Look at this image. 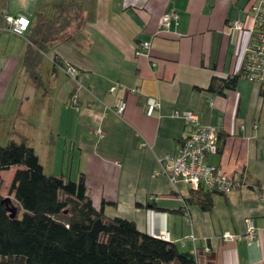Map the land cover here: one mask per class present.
Instances as JSON below:
<instances>
[{
  "label": "crops",
  "instance_id": "1",
  "mask_svg": "<svg viewBox=\"0 0 264 264\" xmlns=\"http://www.w3.org/2000/svg\"><path fill=\"white\" fill-rule=\"evenodd\" d=\"M251 1L0 0V111L40 142L46 136L45 171L74 180L84 173L94 205L112 202L107 215L146 231L147 210L156 209L171 241L198 264H264V84L241 76L225 94L208 89L214 76L238 71ZM5 10L30 18L23 36L5 29ZM171 10L178 17L160 27ZM152 98L160 105L148 115ZM120 99L126 107L117 112ZM177 111L218 127L219 150L206 160L238 178L231 192L209 193V208L188 182L161 172L192 131ZM249 219L254 240L222 239L224 230L245 234Z\"/></svg>",
  "mask_w": 264,
  "mask_h": 264
},
{
  "label": "trees",
  "instance_id": "2",
  "mask_svg": "<svg viewBox=\"0 0 264 264\" xmlns=\"http://www.w3.org/2000/svg\"><path fill=\"white\" fill-rule=\"evenodd\" d=\"M241 76H214L208 89L225 94ZM12 166L18 168L11 191L23 212L11 217L13 206L0 193V264H198L171 240L140 230L128 218L107 215L105 205L112 202L96 207L84 173L78 180L48 174L25 140L0 144V176ZM210 192L194 191L202 193L204 208L211 206Z\"/></svg>",
  "mask_w": 264,
  "mask_h": 264
},
{
  "label": "built area",
  "instance_id": "3",
  "mask_svg": "<svg viewBox=\"0 0 264 264\" xmlns=\"http://www.w3.org/2000/svg\"><path fill=\"white\" fill-rule=\"evenodd\" d=\"M250 10L253 14L252 25L248 30V41L237 72L242 73L249 80L264 83V0H252ZM4 17L5 29L11 33L23 36L30 26V18L23 13L11 14L5 10ZM177 17L173 10L165 12L159 18L160 27H168L171 20ZM233 26L236 29H243L245 23L237 20L233 22ZM141 48L149 49L150 42L143 41ZM64 70L71 77H75L77 74V69L70 63L64 66ZM74 103H77L76 99H74ZM159 105V100L150 99L147 114L153 115ZM125 107L126 102L120 99L116 110L121 112ZM176 114L179 115L180 112L177 111ZM181 114L191 125L192 131L184 138L176 151L164 156L161 172L170 175L173 180L181 179L188 182L193 190L206 188L211 191L229 193L236 189L239 185L237 176L228 177L218 167L209 164L206 160L208 155L217 153L219 150L218 127L203 124L198 115L190 111H184ZM162 215L165 216L164 213L156 209H148L146 231L158 238L171 240V233L166 224L158 223ZM257 233L254 220L249 219L245 234H235L230 230H224L222 239L225 242L251 241L257 237Z\"/></svg>",
  "mask_w": 264,
  "mask_h": 264
},
{
  "label": "rangeland",
  "instance_id": "4",
  "mask_svg": "<svg viewBox=\"0 0 264 264\" xmlns=\"http://www.w3.org/2000/svg\"><path fill=\"white\" fill-rule=\"evenodd\" d=\"M16 113H19L16 111ZM12 112L6 111H0V144L6 145L10 141H26L29 145H36V153L41 156V161L47 166L48 168V162L46 160V154L43 152L44 149L48 148V144L46 142L47 137L44 136L42 139V142H40V138L37 137V133L35 129H26L23 124V120L20 119H13L14 115H10ZM25 114V113H23ZM20 115V114H19ZM33 116V114H28L26 112L25 117ZM18 116V114H17ZM31 118V117H30ZM42 133V132H41ZM23 135L25 137H23ZM48 141V139H47ZM17 166H13L9 169L3 170L0 176V193L3 197H6L9 200V204L12 206L17 207L18 215L21 216L23 209L19 208L18 203L15 200L14 193L11 191V185L13 181L14 176V169H16ZM53 173V172H49ZM56 173V172H55ZM58 173V172H57ZM65 174H68L66 172ZM57 175V174H56ZM60 175V172H59Z\"/></svg>",
  "mask_w": 264,
  "mask_h": 264
},
{
  "label": "water",
  "instance_id": "5",
  "mask_svg": "<svg viewBox=\"0 0 264 264\" xmlns=\"http://www.w3.org/2000/svg\"><path fill=\"white\" fill-rule=\"evenodd\" d=\"M9 210H10V216L15 217L17 214V208L15 206H13V207H9ZM185 254H187L191 257H194V255L191 252H185Z\"/></svg>",
  "mask_w": 264,
  "mask_h": 264
}]
</instances>
